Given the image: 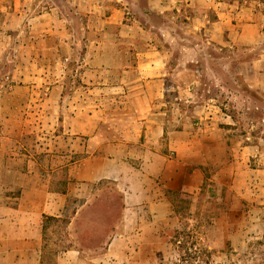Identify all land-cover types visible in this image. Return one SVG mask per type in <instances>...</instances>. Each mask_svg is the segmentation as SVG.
Here are the masks:
<instances>
[{
  "label": "crops",
  "instance_id": "obj_1",
  "mask_svg": "<svg viewBox=\"0 0 264 264\" xmlns=\"http://www.w3.org/2000/svg\"><path fill=\"white\" fill-rule=\"evenodd\" d=\"M63 1L0 2L4 26L24 32L9 82H0V264H118L114 227L100 256L73 242L52 262L44 251L47 217L67 219L73 238L107 189L120 197L115 225L127 221L128 251L133 238L177 225L172 195L204 187L226 189V246L246 252L256 239L264 251V152L215 104L196 123L185 118L181 91L195 87L174 79L182 72L171 66L173 46L184 43L257 50L238 74L263 94L264 1ZM74 15L85 39L74 34ZM74 62L89 102L68 88Z\"/></svg>",
  "mask_w": 264,
  "mask_h": 264
},
{
  "label": "rangeland",
  "instance_id": "obj_2",
  "mask_svg": "<svg viewBox=\"0 0 264 264\" xmlns=\"http://www.w3.org/2000/svg\"><path fill=\"white\" fill-rule=\"evenodd\" d=\"M0 2L9 7L12 0H0ZM58 2L62 7L65 4L63 0H58ZM4 16V13L0 12V82L8 83L7 78L15 67L13 55L18 51V40L24 36V32L21 28L7 29L3 24ZM78 17L75 16L74 34L85 39L88 34L82 29ZM173 47L177 59L171 61V66L182 72L174 79H178L183 86L194 85L195 87L191 91H188V88L181 91V110L184 117L196 123L200 116H206L207 113H202V111L215 104L230 116L231 121L233 119L236 125L234 128L236 135L248 134L250 138L248 143H258L264 152V93L260 94L255 89L249 88L247 82L238 74L241 62L253 57L257 50H246L238 46L220 48L206 43L196 47L191 43ZM84 48L83 42L78 44L75 51L76 56L82 53ZM76 71L77 65L74 62L68 69V88L77 95H82V98L89 102ZM206 111L209 112L208 109ZM198 112L202 114L199 116ZM221 113L220 110L219 113L217 112L215 115L217 119L220 118ZM193 115H196V118H192ZM222 117L226 116L222 115ZM219 121L220 125H224L222 119ZM225 196L226 189L209 187H204L197 195L190 193L172 195L177 225L174 228L155 227L154 234L146 236L143 240L133 238L131 251H128V239L121 236L127 221L118 227L115 225L121 213L120 197L114 190L107 189L76 221L73 228L77 235L73 238L68 235L65 223L48 222L44 251L46 257L52 262L55 255L73 242L74 245L86 251L84 253L86 257L100 256L104 252L100 248L106 247L108 233L114 227L118 233L114 259L118 264H179L177 247L173 242L175 230L182 229L183 223L187 231L196 232L202 237L205 245L214 249L217 263L248 264V259H250L251 264H257L258 260L263 258L264 251L259 250L256 239L251 242L249 250L240 253L227 247L221 236L220 231L224 223L220 222V218L225 215L229 206V201ZM157 222L158 225L161 224L160 221ZM143 243L149 245L151 250L135 251L133 249V244L142 247L140 244ZM215 243L222 245L218 246L221 250L215 248Z\"/></svg>",
  "mask_w": 264,
  "mask_h": 264
},
{
  "label": "trees",
  "instance_id": "obj_3",
  "mask_svg": "<svg viewBox=\"0 0 264 264\" xmlns=\"http://www.w3.org/2000/svg\"><path fill=\"white\" fill-rule=\"evenodd\" d=\"M263 2L264 0H260ZM62 222L68 224L67 219H57L47 217L44 221V234L46 235L48 222ZM183 228L175 230L174 244L177 247L179 255V264H219L215 261L216 252L205 245L202 237L196 232L187 231L185 225Z\"/></svg>",
  "mask_w": 264,
  "mask_h": 264
}]
</instances>
